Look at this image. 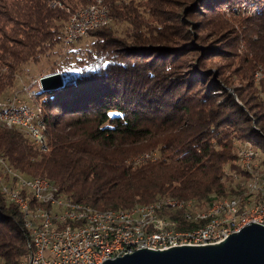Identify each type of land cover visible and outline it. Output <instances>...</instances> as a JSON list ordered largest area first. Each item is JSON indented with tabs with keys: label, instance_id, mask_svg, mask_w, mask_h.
<instances>
[{
	"label": "trees",
	"instance_id": "obj_1",
	"mask_svg": "<svg viewBox=\"0 0 264 264\" xmlns=\"http://www.w3.org/2000/svg\"><path fill=\"white\" fill-rule=\"evenodd\" d=\"M192 1L103 0L112 22L62 55L65 25L96 0H0V99L41 59L55 57L46 75L60 72L64 81L31 98L43 109L45 149L0 122V155L15 171L0 165V264H20L30 252L25 215L3 190L19 189V176L47 179L58 195L101 211L167 198L206 209L245 194L234 180L246 173L237 151L248 144L264 155V80L259 92L246 77L238 102L200 64L210 48L170 25L184 14L169 9ZM246 1L258 7L243 31L248 62L264 71V0ZM19 193L38 206L31 192ZM182 215L167 213L181 229L196 226Z\"/></svg>",
	"mask_w": 264,
	"mask_h": 264
},
{
	"label": "bare ground",
	"instance_id": "obj_2",
	"mask_svg": "<svg viewBox=\"0 0 264 264\" xmlns=\"http://www.w3.org/2000/svg\"><path fill=\"white\" fill-rule=\"evenodd\" d=\"M99 1L102 2V6H106L103 0ZM111 22L112 20H103V27L109 25ZM258 75L261 74H256L257 82L262 79V76ZM35 95L36 93H34L33 97ZM0 103H8V98L0 99ZM31 111L36 113L38 117V119H31V127L33 129L22 123V121L10 118L4 113H0V122L7 128L21 129L35 144L45 149L46 125L43 119V109L38 106L35 110L31 109ZM248 147H252L254 153H259L252 145L248 144L240 145L238 148V163L247 173L245 194L218 200L203 210H193L190 204L188 205V203L181 200L170 198L147 205H138L132 209L101 211L58 195V190L47 179L19 176V189L13 190V196L8 195L10 200L24 213L25 228L31 238L30 252L20 264H27V259L31 256V246H37L36 236L67 239L69 234H73V237L102 234L109 236V240H130V247L132 249L122 250L120 255V248H111V255L113 256H107L105 259L107 261L126 254H132L139 249L157 250V246H138L140 243H150L158 237L170 234L171 232L178 234L182 240H198L201 237H210L211 233H222L228 226H242L245 224V218H249L253 211L258 210L260 204L264 203V189L259 193L260 184H264V172H262L261 165L258 162L253 165L246 163L244 152H247ZM148 158L150 156L146 154L138 158V161H145ZM0 165L10 175H15V171L6 165L1 155ZM27 185H42L46 189L38 192L36 189H30ZM20 189L31 192L38 203L36 208L32 209L29 199L23 198L20 195ZM3 190L7 193L9 187H4ZM257 193L259 195L249 199V196ZM51 198L55 202L48 200ZM177 211H183V220L196 226L181 229L179 227V220L174 222L169 220L167 213ZM50 214L65 218L56 221L44 219V226L39 225L43 221V218ZM228 237L223 236L222 241Z\"/></svg>",
	"mask_w": 264,
	"mask_h": 264
},
{
	"label": "rangeland",
	"instance_id": "obj_3",
	"mask_svg": "<svg viewBox=\"0 0 264 264\" xmlns=\"http://www.w3.org/2000/svg\"><path fill=\"white\" fill-rule=\"evenodd\" d=\"M259 5L262 6L261 4ZM235 9L238 11H234ZM169 11H176L181 15L184 14L180 18V22L173 24L170 22L171 27L180 30L183 35L190 34L193 37V40H191L192 44L210 48L207 50L208 52L202 53L204 55L200 64L209 69L212 74L216 73L219 76L220 83L225 85L226 91L233 95L238 102L240 101L237 97L236 88L248 86L252 82L253 86L257 87L260 92L259 82L264 80V71L261 66L255 71H251L250 62H248L251 57L246 49V41L243 38V31H246V34L248 33L246 29L251 24L250 19L257 17V4L246 0H193L191 5L185 10L184 8L174 7L170 8ZM182 19L186 20L185 23L181 22ZM87 36H84V39L88 42L91 41L92 37ZM185 37L180 38V40L184 41ZM257 38L258 36L254 35L252 40L255 41ZM83 43L86 44L84 41ZM69 49L63 51L62 48V55H66ZM200 54L201 52L198 54L194 53L190 57L193 56L196 59ZM55 60V57H50L49 59H41L38 64L30 65L28 73L18 78L16 86L8 96L14 97L18 95V99L23 104L35 110L36 105L28 94L22 92V90L24 87L30 86L31 80L46 76L47 70ZM257 73L262 75V80L258 82L256 80ZM246 77L251 78V82ZM258 152V163L261 165L264 163V155L260 150ZM246 178V173L243 177L244 181H240L242 179L240 177H234L235 181L241 182V187L245 191L247 188ZM183 202L190 204L193 210L200 209L198 204L192 200ZM177 212L182 213L183 211Z\"/></svg>",
	"mask_w": 264,
	"mask_h": 264
},
{
	"label": "built area",
	"instance_id": "obj_4",
	"mask_svg": "<svg viewBox=\"0 0 264 264\" xmlns=\"http://www.w3.org/2000/svg\"><path fill=\"white\" fill-rule=\"evenodd\" d=\"M50 7L53 8V4H50ZM103 20H112V17L109 14L107 6H102V2L99 0L73 15L64 27L63 51L68 50L90 32L102 28ZM43 77L40 76L32 80L30 86L24 87L22 92L27 93L29 97H33L36 90L41 87V79ZM0 113H4L15 120H20L30 128H32L31 119H38L36 113L31 111L28 105L23 104L18 99V95L9 97L8 103H0ZM244 156H246V163L253 165L258 162L259 153H254L252 147H248L247 152H244ZM27 186L30 189H36L38 192L46 189L42 185ZM262 189H264V184H260L259 193H261ZM259 193L252 194L249 196V199L259 195ZM7 194L13 196V189L9 188ZM48 200L55 202L53 198ZM61 218L65 217H56L55 214H50L43 218V221L39 225L44 226V219L56 221ZM252 223L264 225V203L260 204V208L254 210L249 218H245V224L242 226H228L222 233H211L210 237H201L198 240H182L178 234L171 232L170 234L158 237L150 243H140L138 247L157 246V250H165L180 246L216 244L222 241L223 236H230ZM36 239L37 246H31V256L27 259V264H103L107 256H113L111 255V248H120V255L122 250L132 249L130 247V240H109V236L102 234L85 235L83 237H73V234H69L67 239L36 236Z\"/></svg>",
	"mask_w": 264,
	"mask_h": 264
},
{
	"label": "water",
	"instance_id": "obj_5",
	"mask_svg": "<svg viewBox=\"0 0 264 264\" xmlns=\"http://www.w3.org/2000/svg\"><path fill=\"white\" fill-rule=\"evenodd\" d=\"M63 86L59 72L41 79L43 91ZM103 264H264V225L249 224L216 244L165 250L139 249Z\"/></svg>",
	"mask_w": 264,
	"mask_h": 264
}]
</instances>
